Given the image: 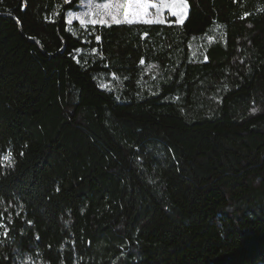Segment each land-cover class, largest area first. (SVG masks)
I'll return each mask as SVG.
<instances>
[{"label":"trees","instance_id":"1","mask_svg":"<svg viewBox=\"0 0 264 264\" xmlns=\"http://www.w3.org/2000/svg\"><path fill=\"white\" fill-rule=\"evenodd\" d=\"M82 1L0 0V264H264V0Z\"/></svg>","mask_w":264,"mask_h":264},{"label":"snow or ice","instance_id":"2","mask_svg":"<svg viewBox=\"0 0 264 264\" xmlns=\"http://www.w3.org/2000/svg\"><path fill=\"white\" fill-rule=\"evenodd\" d=\"M64 2L71 3V0H64ZM93 7L100 9V11L95 14V18L90 21L93 25H96L97 23H108V21L104 19V17H110L111 21L117 24L121 23L122 20L118 18L121 15L119 12L120 8L136 10L132 12L131 18H128V12L123 13L124 22H127L129 24L136 23L137 21H142L146 24L164 23L165 21L163 20L161 13L164 9H169L171 11V15L177 17L176 23L183 25L186 19L187 4L184 2V0H179V2L178 0H172L171 3H169L168 0H160L159 4L142 3L141 0H135L134 3L130 0V2L127 4H113L111 3V0H109V2L104 3L103 5H94ZM149 7L156 9V17L153 19H144V16L148 15L147 9ZM83 15H88V13H85ZM69 16L71 17L73 16V14L69 13ZM75 18L79 19L82 24L86 22L81 15H77ZM69 23H71V20H69ZM97 40H99V37H97ZM141 63H143V61H141ZM5 159L7 160L9 165L13 163L11 152H8Z\"/></svg>","mask_w":264,"mask_h":264},{"label":"rangeland","instance_id":"3","mask_svg":"<svg viewBox=\"0 0 264 264\" xmlns=\"http://www.w3.org/2000/svg\"><path fill=\"white\" fill-rule=\"evenodd\" d=\"M107 2H109V0H83L81 2V4L78 6L77 10H73V11L69 12V13H72L73 16L70 17L69 13L67 14V22L69 25V31L74 33V34H77L80 31H82L83 29H88L89 27H92V26H96V25H98V26H109L111 24H117L115 22H112L110 17H104V19H106L108 21V23H105V24L97 23L96 25H93L90 22L93 18H95V14L100 11V9L94 8L93 6L94 5H103L104 3H107ZM129 2H130V0H111V3H113V4H117V3L118 4H127ZM131 2L134 3L135 0H131ZM141 2L142 3H148V4H152V3L159 4L160 0H141ZM168 2L171 3L172 0H168ZM178 2H179V0H178ZM134 11H136V10L135 9L129 10L127 8H120L119 12L121 15L118 18H120L122 20V22H124L123 13L128 12L129 13L128 18H131L132 12H134ZM188 12H189V7L187 5L186 18L188 16ZM85 13H88V15H83ZM147 13H148V15H145L144 19H153L156 17V9L149 7L147 9ZM77 15H81L86 22L82 24L79 19L75 18ZM161 16H162L163 20L165 21L164 23H152V24H166L169 22L168 21L169 19L174 20V22L172 21L171 24L176 23L177 17L172 16L171 11L169 9H164L163 12L161 13ZM69 20H71V23H69ZM132 24H146V23H143L142 21H137L136 23H132ZM176 24H178V23H176ZM178 25H180V24H178ZM107 83L111 84L110 82H107Z\"/></svg>","mask_w":264,"mask_h":264}]
</instances>
